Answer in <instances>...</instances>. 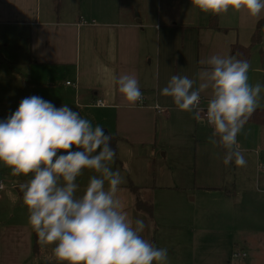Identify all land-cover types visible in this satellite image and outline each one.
Segmentation results:
<instances>
[{"label":"crops","instance_id":"0c3cea01","mask_svg":"<svg viewBox=\"0 0 264 264\" xmlns=\"http://www.w3.org/2000/svg\"><path fill=\"white\" fill-rule=\"evenodd\" d=\"M53 1L0 0V51L7 45L8 27L24 31L25 62L35 83L49 88L60 77L65 78L64 87L54 88V94L58 99L67 97L69 102L78 100L84 110L96 109V115L85 118L93 127L100 125L114 136L115 149L120 143L130 155L148 147L152 152L158 147L162 150L172 137H162L158 123L164 130H168L166 125H173L169 134L179 147L189 148L194 141L197 159L192 163L204 171L195 184L209 193L229 197L231 190L225 188L222 175L225 150L208 141L212 126L202 111L197 120L195 111L178 110L173 99L161 91L173 75L195 80L194 88H198L200 73L207 67L200 61L212 55L230 56L233 43L250 45L264 11L259 17L232 9L223 14L203 13L192 0H76L77 5L75 0ZM211 17H215L218 28L209 26ZM248 62L249 83L264 85V25ZM123 74L138 80L142 104L130 106L119 93L112 77ZM201 97L202 105L207 106L212 89L202 91ZM260 97L257 109H264V88ZM205 122L208 126L204 128ZM237 141L241 147L255 145L254 149L264 150V123L247 122ZM163 155L167 160L168 154ZM247 183L253 184V180ZM120 189L117 195L125 199L120 194L126 189L123 185Z\"/></svg>","mask_w":264,"mask_h":264},{"label":"clouds","instance_id":"9594fccd","mask_svg":"<svg viewBox=\"0 0 264 264\" xmlns=\"http://www.w3.org/2000/svg\"><path fill=\"white\" fill-rule=\"evenodd\" d=\"M203 13L223 14L245 10L252 17L264 11V0H192ZM115 61V56L110 57ZM207 67L195 80L173 75L161 91L178 110L194 112L200 119L201 92L211 88L206 119L213 132L209 143L225 150L223 163L246 167L237 136L260 107L264 85L249 83L251 67L235 56L212 55L201 60ZM130 106L142 101L138 80L128 74L112 77ZM114 139L100 125L81 117L68 105L57 108L38 96L21 100L17 110L0 121V163L12 176L32 177L18 185L27 207L28 222L42 245H55L53 257L60 264H168V250L144 239L142 219L133 221L118 197L124 180L113 170ZM75 146L76 151L70 149ZM84 169L90 177L77 195L78 177ZM107 184V187H106ZM259 190L258 183L255 186Z\"/></svg>","mask_w":264,"mask_h":264},{"label":"rangeland","instance_id":"374dc122","mask_svg":"<svg viewBox=\"0 0 264 264\" xmlns=\"http://www.w3.org/2000/svg\"><path fill=\"white\" fill-rule=\"evenodd\" d=\"M6 42L0 51V121L30 96L41 97L57 108L66 104L83 118L96 115V109L84 110L78 100L58 99L54 94L57 90L53 89L64 87L65 78L60 77L49 88L35 83L25 62L24 31L8 27ZM160 123L161 136L172 137L166 148L159 150L158 147L154 152L149 147L137 148L138 152L134 150L130 155L119 143L111 164L124 180L122 185L126 190L120 194L125 197L121 198L123 210L133 221L142 219L146 225L141 233L143 238L157 248L168 250V264H264V150L254 149L255 145L239 146L247 160L246 167H237L234 162L226 166L222 162L225 188L231 190L229 197H223L195 184L196 177L204 171L199 164L192 163L197 159L194 141L189 148L179 147L169 134L173 125H166L168 130H164ZM205 125L208 126L206 122L202 124L204 128ZM191 129H194L193 123ZM163 152L168 154L167 160ZM10 172L11 169L0 163V181L4 186L0 190V264H60L52 254L55 245L38 243L28 222L29 213L22 194L16 190L32 174L12 176ZM93 175L98 174L84 169L76 183L86 187ZM248 179L253 184H248ZM257 183L259 190L255 187ZM133 185L140 189V197L151 203L150 215L134 207L136 199L129 190ZM84 189L79 187L77 195H82ZM234 253L239 255L233 256Z\"/></svg>","mask_w":264,"mask_h":264},{"label":"trees","instance_id":"16d2710c","mask_svg":"<svg viewBox=\"0 0 264 264\" xmlns=\"http://www.w3.org/2000/svg\"><path fill=\"white\" fill-rule=\"evenodd\" d=\"M263 25H264V16L256 24V28L251 37V44L248 46H243L238 43H233L229 47V55L235 56L237 59L249 61L252 45L259 43L260 31ZM209 26L212 28H218V26L216 25L215 17L210 18ZM247 122L264 123V109H256V111L252 114V116ZM130 190L135 195L136 209L146 213L147 215H150L151 214V203L146 200H143L140 197L139 189L136 186H130Z\"/></svg>","mask_w":264,"mask_h":264},{"label":"built area","instance_id":"2783aa9c","mask_svg":"<svg viewBox=\"0 0 264 264\" xmlns=\"http://www.w3.org/2000/svg\"><path fill=\"white\" fill-rule=\"evenodd\" d=\"M66 84H71V83L69 81H67ZM142 102L143 101H139L138 103L142 104ZM96 104L99 105L100 101H97ZM199 109H200V111H202L203 117L206 119L207 106L202 105V97H201L200 102H199ZM3 187H4L3 183L0 181V190L3 189ZM237 255H239V254L238 253L233 254V256H237Z\"/></svg>","mask_w":264,"mask_h":264},{"label":"water","instance_id":"95a60500","mask_svg":"<svg viewBox=\"0 0 264 264\" xmlns=\"http://www.w3.org/2000/svg\"><path fill=\"white\" fill-rule=\"evenodd\" d=\"M104 131H105V133H107V131H106L105 129H104ZM111 136H112V135H111ZM113 137H114V136H113ZM110 147H111L112 149L115 150V138L112 140V143L110 144ZM16 190L20 192L18 186L16 187ZM20 193H21V192H20ZM21 194H22V193H21ZM22 195H23V194H22ZM35 236H36V234H35Z\"/></svg>","mask_w":264,"mask_h":264}]
</instances>
